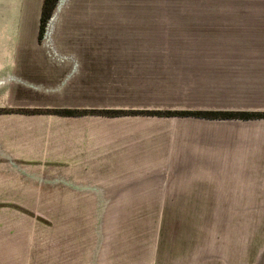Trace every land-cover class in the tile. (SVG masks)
Instances as JSON below:
<instances>
[{"label":"crops","instance_id":"crops-1","mask_svg":"<svg viewBox=\"0 0 264 264\" xmlns=\"http://www.w3.org/2000/svg\"><path fill=\"white\" fill-rule=\"evenodd\" d=\"M43 3L0 0V264H10V255L31 253L23 242L41 231V223L30 215L38 216L40 208H64L65 222L72 221V214L77 221L80 217L89 221L90 208H96V238L104 240L105 217L111 214L117 234L122 235L119 223L125 215L120 208L218 205L220 190L205 188L200 179L193 183L170 179L211 174L215 169L194 166L198 159L194 152L191 157L180 155L192 166L172 165L177 135L169 142L168 131H161L169 120L132 115L63 117L47 112L161 110L163 105L152 103L151 95L154 87H161L157 80L167 83V63L173 62L192 64L182 71L191 68L193 79L199 80L194 87L201 86L202 78L213 79L211 74L243 70L234 64H254L250 69L264 78V38L243 39L245 32L237 31L241 37L231 32L226 38L201 41L212 37L211 32L200 33L194 35L200 39L193 38L191 51L172 55L161 49L154 54L149 34L153 22L144 17L152 8L60 2L40 42ZM207 10L213 12L191 13L194 17H182V24L232 29L264 23L262 17H251L264 16L261 9ZM79 26L86 35L76 38L71 32ZM240 109L226 111L249 112ZM255 122L264 119L242 124ZM133 246L137 249L136 243Z\"/></svg>","mask_w":264,"mask_h":264},{"label":"rangeland","instance_id":"rangeland-1","mask_svg":"<svg viewBox=\"0 0 264 264\" xmlns=\"http://www.w3.org/2000/svg\"><path fill=\"white\" fill-rule=\"evenodd\" d=\"M60 2L79 7L152 8V13L144 17L153 22L149 34L153 35L154 54L161 49H167L172 55L191 51L193 38L200 39L194 35L200 33L211 32L209 36L212 37L201 41L226 38L231 32L241 37L238 32L243 31V39L264 38V23L231 26L232 29L225 25L200 28L184 25L181 20L182 17L192 19L191 13L213 12L207 9L244 8L250 12L261 9L264 13V0H59L56 8ZM251 17L264 18L262 15ZM76 29L71 32L76 38L86 35L80 26ZM167 65V83L165 79L157 80L161 87L156 85L151 95L152 103L167 108L129 112L139 114L132 116L169 120V126L161 127V131H168L169 142L177 135L174 147L178 152L170 160L172 165L182 166L184 162L185 166H192L191 160L181 159L180 155L191 157L194 152L198 156L194 166L215 169L211 174L172 175L170 179L174 183L184 179L189 180L184 183H193L200 179L205 188L220 190L218 205L120 208L121 215H125L119 223L122 235L117 234L118 224L111 214L105 217L104 240L96 238V208H90L89 221H85V217L77 221L72 214L71 222L63 221L64 208H40L38 216L30 215L41 223V231L23 242L25 250L31 253L10 255V264H264V123L148 115L150 112L240 108L264 114V78L256 77V71L250 69L254 64H234L243 70L220 71L217 76L211 74L213 79L202 78L201 86L194 87L193 82L199 80L193 79L191 68L182 71L192 64L173 62ZM204 82L212 85L202 86ZM231 189L232 194H229ZM109 211L113 213L114 208ZM52 215L57 219L56 224L50 220ZM128 219L131 220V234ZM135 243L137 249L133 246ZM99 247L103 253H99Z\"/></svg>","mask_w":264,"mask_h":264},{"label":"trees","instance_id":"trees-1","mask_svg":"<svg viewBox=\"0 0 264 264\" xmlns=\"http://www.w3.org/2000/svg\"><path fill=\"white\" fill-rule=\"evenodd\" d=\"M59 0H44L42 15L40 20L38 39L43 41L47 26L53 16L54 10ZM47 113L63 116V117H80L85 115H102L107 117L137 115L138 113L126 111H80V110H52ZM139 115V114H138ZM148 115L164 116V117H193L206 120H256L264 118V114H255L251 112H235V111H182V112H150Z\"/></svg>","mask_w":264,"mask_h":264}]
</instances>
